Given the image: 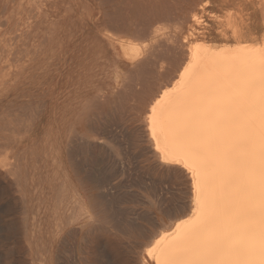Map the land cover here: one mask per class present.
<instances>
[{
    "label": "rangeland",
    "instance_id": "rangeland-1",
    "mask_svg": "<svg viewBox=\"0 0 264 264\" xmlns=\"http://www.w3.org/2000/svg\"><path fill=\"white\" fill-rule=\"evenodd\" d=\"M147 1L149 5H147ZM127 2L130 4L134 2L135 4L133 3L134 5L131 6ZM207 2L208 4H205ZM141 4L145 6L141 8ZM261 5L262 1L260 0H195L192 5L183 4L178 6L170 5L166 0H51L48 2L44 7L39 24L26 43L27 47H31L41 34L50 37V40L46 43L45 56L42 59L41 67L38 62V65L31 66L17 79L14 71L11 72V62L0 65V157L7 159L1 161L2 165L0 166L1 264H33L39 254L46 259V264H134V247L138 241H143L144 237L137 232L124 230L125 215L122 212L127 210L143 214L150 211L158 222L168 224L173 219L165 210L171 205V202L185 197L190 198V195L181 191L182 184L178 187V181L173 174L169 170L158 166V161L152 153L148 139L142 136L141 129H137V127L141 128L144 123V108L149 93H152L167 80L168 75L175 68V61L178 62L181 57V53L179 54L177 50L182 52L180 48L183 49V46L192 38L202 37L215 47L223 46L228 42L235 44L231 39V33L229 36L225 35L226 21L230 15L243 16L245 19H249V22L254 24L251 28L250 37L253 36V38L262 41L264 38V26L262 27L264 21L261 14H256V8L263 10ZM17 6L18 0H13L10 7L7 8L9 10H5L4 13L11 15ZM114 7L115 9H113ZM116 7H119L120 10ZM145 8H149V12L144 10ZM117 11L121 13L117 14ZM149 13H154L153 18ZM143 14L149 15L146 17ZM193 14L200 17L201 22L197 23L195 17L192 16ZM131 16L134 17L131 18ZM147 18H150L151 22ZM111 19H115L113 23L131 26L129 32L122 33L121 37H117V39L112 37L113 30H111L112 26L109 25L112 22ZM147 28L150 32L148 37L144 35ZM1 30H4V32L10 30L9 32H11V26L0 28V32ZM132 34H134V37ZM136 35L137 37H135ZM9 37L10 34L0 35V44H2L0 54L4 52V47L7 44L5 40ZM134 46L135 48H133ZM164 46H166L165 49ZM173 46H175L174 54L172 52L174 51L172 50ZM167 47H171V49ZM159 48H162V50L160 51ZM169 50H171L173 56L169 53ZM137 51L141 53L140 56H137ZM163 54L165 55L163 56ZM179 55L180 57L175 59ZM174 56L176 57L174 58ZM168 60H172L170 64L174 61V64L170 66ZM12 64L16 66L17 63ZM139 68H143V71L147 68V71L150 72L149 76L146 78V73H148L146 71L139 73V71L141 72ZM160 70L164 72L161 73ZM134 71H138V73L133 75ZM130 72L132 73L130 74ZM126 75L128 76L126 77ZM130 75L131 77H129ZM138 76L142 77L139 78ZM144 78H146L145 81L142 80ZM149 78L152 79L149 80ZM123 79L127 80V84L130 82H128V79L132 82L128 86L125 80L122 81ZM143 81L144 83H142ZM150 81L151 83H148V85L147 82ZM138 83L139 85H136ZM122 85H126V87ZM142 85L143 88L145 87V92L141 88ZM146 86H150V89ZM139 88L140 90L137 91ZM102 90L109 93V100L107 99L106 102L97 101L95 98ZM139 92L146 94H140ZM134 93H136V96L132 95ZM137 98L142 99L136 101ZM88 99L92 100V106L90 105V110L84 116L85 118L82 117L81 119L80 117L77 121L75 115L82 114L83 105ZM128 99L129 101H127ZM134 99H136L135 102ZM122 101L124 102L122 103ZM122 104H124V107H121ZM36 106H41V108L37 124L33 129L31 142H20L19 145L13 142L12 144L13 149L20 150L22 156L28 157L30 161V165L26 163V170H28L26 174L29 182L27 187L28 198L25 204H22L19 190L12 184L11 176L6 175L4 170L11 158V140L18 136L20 129L28 125ZM132 107L134 108L132 109ZM126 109L127 112L124 111ZM138 111L139 113H136ZM74 121L76 122L74 129L76 133L78 132L76 138H74L76 149H74V144H68L67 139L70 126ZM99 129L102 131L101 133H99ZM82 140L85 143L87 140L91 141L92 147H95L96 150L91 149L88 154L90 155V152H92V155H88V158L92 162L97 160V165L100 166L98 168L95 165L96 163L93 162V168L95 165L96 169H93V171L95 170L93 174H95L92 179H96V181L91 179L92 181L88 183L84 179V173L79 170V165H77L79 163L78 159L81 158V161L83 157L81 156L83 154H81V150L84 152L85 144L82 145ZM80 145L82 148L79 147ZM68 147L76 151H70ZM35 149L38 150L39 157L35 158L36 161L33 162L31 153ZM79 152L80 154H78ZM120 152L124 155L121 153V156ZM107 153H109L108 156ZM93 154L95 155L93 156ZM78 155L81 157L76 158ZM116 156H118L117 159ZM73 157L77 159H75V163ZM72 158L73 162H71ZM98 160L103 161L99 163ZM33 163H37L40 167L51 166V168L45 170L44 177L45 180H48V183L42 195L36 193L39 172L36 173L33 170ZM124 164L127 165L124 167ZM113 167L114 171L112 170ZM108 168L110 169L107 170ZM98 169L106 175H102ZM96 171L98 172L96 173ZM124 171L126 172L124 173ZM110 172L113 174L110 175ZM57 176L61 179L66 178L74 181L84 194H89L99 219L104 220L108 227L117 226L118 224L119 231L112 229L109 234L99 233L96 230L87 232V230L80 228L81 224L79 223L76 226L78 227L77 233L73 235L63 234V239L59 240L60 237L57 235L59 230H56L55 222L48 215L51 209L54 208L55 193L53 187L49 186V181H53ZM153 176L154 178H152ZM103 178L106 179L105 183L102 180ZM98 180L105 185H101ZM158 180L161 181L158 182ZM119 181H123V183L121 184ZM180 181L182 182L181 179ZM126 182L130 183L127 184ZM124 183L126 188L123 187ZM147 185L150 187H147ZM110 190H112V194H110ZM116 193L120 196H117ZM133 200L135 201L133 202ZM117 201H119L118 204H116ZM119 205H121V209L117 208L120 207ZM24 207L27 208V216L24 215ZM116 209L119 212L122 210L121 214H118L119 223L117 220L114 221L113 218L115 214L119 213L115 212ZM111 211L115 213L112 214ZM39 212H42L41 216L38 214ZM140 219L142 220L138 219V221L144 228H149L150 225L147 220L145 218ZM30 240L32 244H30Z\"/></svg>",
    "mask_w": 264,
    "mask_h": 264
},
{
    "label": "bare ground",
    "instance_id": "bare-ground-1",
    "mask_svg": "<svg viewBox=\"0 0 264 264\" xmlns=\"http://www.w3.org/2000/svg\"><path fill=\"white\" fill-rule=\"evenodd\" d=\"M12 1L13 0H0V28L3 29L5 26H11V32H9L10 30H5L6 32L1 30L0 32V35L4 34V36L10 34V37L5 40L7 44L4 47V52L0 54V65L11 62V72L14 71L15 78L18 79L25 70L31 66L38 65V62L41 67L42 59L45 56L46 43L50 40V37L41 34L31 47H27L26 43L32 37L39 24V20H41L44 7L51 0H18V6L11 15L6 12L4 13L5 10H9L7 8L10 7ZM194 1L195 0H166L168 4H173L174 6L183 4L192 5ZM260 1H262L261 6L263 8L261 9L263 10L256 8V14H261L264 21V0ZM147 2L144 3L146 4ZM133 3L129 4L133 6L135 4ZM205 4H208V2ZM147 5H149V2ZM140 6L142 8V6L145 5L141 4ZM117 8L119 9V7H116V9ZM113 9H115V7ZM148 9L149 8H145L144 10L149 12ZM119 12L117 11V14H120L122 10L120 13ZM151 13L149 14L152 15L153 18L154 13ZM7 14L9 15L7 16ZM148 15H146V17ZM192 16H194V14ZM132 17L134 16H131V18ZM194 17L197 23L201 22L202 19L200 17L197 15ZM149 19L147 18V20ZM113 20L109 23V25L112 26L111 30H113L112 37H116L117 39V37H121L120 35L122 33L126 31L129 32L128 30H130L131 26H122L113 23ZM149 22L151 21L149 20ZM226 23L227 28L225 30V35L229 36L231 33V39L235 44H230L228 42L227 44H223V46L215 47L206 42L202 37L192 38L186 45H184L185 43L183 44V49H181L182 47L180 48L182 52L177 50L179 54L181 53V57L180 55L177 57L174 56V58L176 57L175 59H178V57H180V59L178 62L177 60L175 61V68L173 71L171 70L172 73L168 75L167 80L160 86L154 82L158 87L152 93H149L150 95L146 102L143 99L146 103L144 108L145 119L143 118L144 123L142 127H137V129H141L142 136L148 139L152 148V153L158 161V166L169 170L178 181V187L182 184L183 187L181 191L190 195V198L187 199L185 197L176 201L172 200L173 202L166 208L167 210L164 209L173 219L171 222L169 221L170 223L168 224L158 222L154 214L150 211L146 213L141 211L143 214H138L136 213L137 211L129 212L127 210L122 212V214L125 215L124 230L137 232L144 237V240L141 242L138 241L140 243L137 242L134 247V264H264V38L260 41L258 38H253V36L250 37L251 28L254 24L243 16L230 15ZM150 26L152 25L150 24ZM263 26L264 23L262 27ZM149 34V28H147L144 35L148 37ZM133 35L134 34H132V36ZM135 37H137V35ZM179 42L181 41L179 40ZM1 45L2 44H0V46ZM176 45H178V43H176ZM165 47L166 46H164V49ZM133 48H135V46ZM167 48L171 49V47ZM174 48L175 46L172 47V50H174ZM161 50L162 48L160 51ZM170 51L171 50H169L170 54L172 52L173 54L175 53V50L172 52ZM158 53L160 54V52ZM136 54L137 56L141 55L139 51H137ZM148 55L150 56V54ZM164 55L165 54H163V56ZM170 61L168 60L169 64ZM12 63L17 64L14 66ZM173 64L174 61L170 66ZM166 66L168 67V65ZM147 68H145L146 70L144 71L148 72ZM142 69L143 68L140 69L141 72L139 71V73L144 72ZM160 71L161 73L164 72L162 70ZM131 73L132 72H130V74ZM135 73H138V71H134L132 74L134 75ZM149 73L150 72L146 73L147 76L145 74L146 78L149 76ZM126 74L128 73L126 72ZM163 75L167 77L164 73ZM127 76L128 75H126V77ZM129 77H131V75ZM146 78L142 80L145 81ZM125 79L122 81L124 82ZM150 79L152 78H149V80ZM155 79L157 78L155 77ZM144 81L142 83H144ZM125 82L127 84V80H125ZM128 82L131 83L132 81L128 79ZM148 83L150 84L151 81L147 82V84ZM136 85H139V83ZM122 86L120 87L123 88ZM124 87H126V85ZM146 87L150 89V86ZM141 88L143 91L145 90L143 85ZM139 90L140 88L137 91ZM134 94L132 95L136 96V93ZM123 95L124 93L122 96ZM108 97L109 93L106 90L100 91L97 97L95 96L97 101L100 100V102H106ZM139 99H134V102ZM127 101H129V99ZM123 102L124 101H122V103ZM90 105L92 106V100L88 99L83 105L82 114L75 115L77 121L80 117L81 119L82 117L85 118L84 116H86V113L90 110ZM122 105L121 107H124V104ZM40 108L41 106H36L28 125L22 129L19 128L18 136L11 140V158L4 170L6 175L11 176L12 184L19 190L22 204H25L28 198L27 187L29 186V182L26 174L28 171L26 170V163L30 165V161L28 157L25 158L22 156L20 150L13 149L12 144L13 142L17 145H19L20 142H31L33 129L39 118ZM133 108L134 107H132V109ZM124 111L127 112V109ZM136 113H139V111ZM75 123L74 121L70 126L67 138L69 141L68 144L76 143L74 138H76L78 132L76 133L74 129ZM101 132L102 131L99 133ZM79 137L81 138V136ZM83 144H85L83 148L84 152L81 150V154L83 153L81 155L83 156V161H80V155L76 158H80L78 159L80 164L77 163V165H79V170L84 173V179L88 183L94 180L92 179V176L95 174H93L95 171H93V169L95 165L98 167V163L97 160L96 162L93 161L96 163L93 168V162L88 158L89 151L95 148L92 147L91 141L87 140L86 143L83 141L82 145ZM75 145L76 144H74V149H76ZM79 147H81V145ZM69 149L70 147H68V150ZM70 151L76 150L70 149ZM91 153L92 152H90V155H92ZM121 153L122 152H120V154ZM78 154H80V152ZM108 154L109 153H107V156ZM31 155L33 162L36 161L39 157L38 150L35 149ZM94 155L95 154H93V156ZM75 156L77 155L75 154ZM117 157L118 156H116V159ZM73 158L75 163L76 158ZM73 158L71 162H73ZM6 160L7 159L0 157V166L2 165L1 161ZM99 160L98 162L102 163L103 160H101V162ZM126 165L124 164V167ZM32 168L36 173L39 172L36 193L42 195L48 183V180H45L44 177L45 170L51 168V166L40 167L37 163H33ZM109 169L110 168L107 170ZM112 170L114 171V167ZM97 172L98 171H96V173ZM112 172H110V175ZM125 172L126 171H124V173ZM100 173H102V170ZM102 175L106 174L103 172ZM104 178L102 180L105 183L106 179L104 180ZM152 178H154V176ZM141 180L139 181L142 182L143 180ZM94 181H96V179ZM159 181L161 180H158V182ZM99 183L101 184L102 182L100 181ZM120 183L122 184L123 181ZM100 184L99 186L105 185ZM160 184L162 183L160 182ZM124 185L125 183L123 187H125ZM49 186L53 187L55 193L54 208L51 209L48 215L49 218L55 222L56 230H59L57 234L60 237L59 240L63 239V234L69 233L73 235L77 233L78 227L76 226H78L79 223L81 224L80 228L82 230H87V232L96 230L99 231V233L109 234L112 232V229L119 231L118 228L120 227H118L119 225L117 223V226L113 224L114 226L108 227L104 223V220L99 219L89 194H84L74 181L66 178L61 179L57 176L53 181H49ZM147 187L150 186L147 185ZM160 189L162 190V188ZM111 191L112 190H110V192ZM112 193L113 192L110 194ZM118 195L119 194H117V196ZM105 200L108 201L106 198ZM134 201L135 200H133V202ZM159 201L160 199L158 203ZM118 203L119 201H117L116 204ZM119 206L120 207L117 208L121 209V205ZM23 210L25 213L24 215L27 216V208L24 207ZM116 211L119 212L117 209L115 212ZM121 211L122 210H120V212ZM111 212L112 214L115 213L113 211ZM120 212L113 216L114 221L117 220L118 222L120 219L118 218V214H121ZM38 214L41 216L42 212ZM140 218H145L147 220L150 225L149 228H144L138 221V219L142 220ZM121 231L123 230L121 229ZM30 244H32L31 240ZM71 247L69 248L71 249ZM37 256L33 264H46V259H44L42 255L39 254Z\"/></svg>",
    "mask_w": 264,
    "mask_h": 264
}]
</instances>
